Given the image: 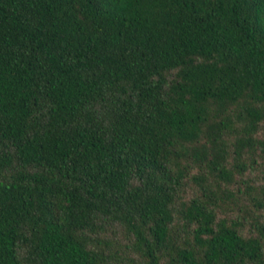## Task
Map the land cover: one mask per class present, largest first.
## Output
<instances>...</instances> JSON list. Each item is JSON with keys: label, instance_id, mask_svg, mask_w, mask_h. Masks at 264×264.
I'll return each instance as SVG.
<instances>
[{"label": "trees", "instance_id": "obj_1", "mask_svg": "<svg viewBox=\"0 0 264 264\" xmlns=\"http://www.w3.org/2000/svg\"><path fill=\"white\" fill-rule=\"evenodd\" d=\"M0 264H264V0H0Z\"/></svg>", "mask_w": 264, "mask_h": 264}]
</instances>
